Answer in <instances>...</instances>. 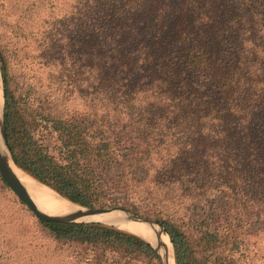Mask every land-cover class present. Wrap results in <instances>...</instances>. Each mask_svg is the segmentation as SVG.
Instances as JSON below:
<instances>
[{"label":"trees","instance_id":"1","mask_svg":"<svg viewBox=\"0 0 264 264\" xmlns=\"http://www.w3.org/2000/svg\"><path fill=\"white\" fill-rule=\"evenodd\" d=\"M57 49L85 93L18 96L16 70L30 81ZM0 71L13 161L63 198L128 208L164 192L183 212L156 219L177 264H243L256 225L264 237V0H0ZM36 220L55 240L156 259L112 225Z\"/></svg>","mask_w":264,"mask_h":264},{"label":"rangeland","instance_id":"2","mask_svg":"<svg viewBox=\"0 0 264 264\" xmlns=\"http://www.w3.org/2000/svg\"><path fill=\"white\" fill-rule=\"evenodd\" d=\"M60 54L62 52L57 49L51 54V59L43 61L41 58H35V62L29 70L30 81L26 77V73L18 68L12 84L16 90L15 93L18 96L27 97L35 104L38 103L39 97L45 95L43 90L47 89L54 93H57L56 90H66L73 94L85 93V73L79 79L75 78L76 74L72 73V59L69 58L62 64ZM41 84H44L43 87ZM0 88L4 90L1 71ZM41 131L45 136L48 135V131ZM47 139L50 145H55L49 135ZM160 193L164 192L154 191L151 187L137 190L135 194L130 195L132 196L129 199L131 206L126 209L155 221L161 213H168L171 210L174 215L182 217L181 206L170 208L156 199ZM36 219L37 217L19 200L0 175V264H160L157 255L156 259L144 256L120 259L113 254L104 253L102 250L88 245L55 240L47 234ZM259 227V224L256 225L253 236L249 238V243L237 254V256L246 255L242 258L241 263L243 264H264V237L257 231ZM228 253L229 250H226L224 255ZM209 264L215 263L210 261Z\"/></svg>","mask_w":264,"mask_h":264},{"label":"bare ground","instance_id":"3","mask_svg":"<svg viewBox=\"0 0 264 264\" xmlns=\"http://www.w3.org/2000/svg\"><path fill=\"white\" fill-rule=\"evenodd\" d=\"M3 104L4 96L0 88V125L2 123ZM0 151L3 159L6 161L9 171L24 186L28 195L40 211L58 216L81 214L80 218H78L79 221H96L108 225L113 224L116 227L139 235L154 245L158 250L163 264H176L174 248L170 238L158 225L137 219L123 211H113L111 213L90 216L86 214V208L61 197L59 194L47 188V186L45 187L29 174L18 168L10 158L8 150L1 142Z\"/></svg>","mask_w":264,"mask_h":264},{"label":"water","instance_id":"4","mask_svg":"<svg viewBox=\"0 0 264 264\" xmlns=\"http://www.w3.org/2000/svg\"><path fill=\"white\" fill-rule=\"evenodd\" d=\"M2 91H3V96H4V90H2ZM4 109H5V100H4V104H3V110H2V123L0 125V142H1V144H3L6 147V149L8 150V153L10 155V158L13 161L12 154L10 152L9 145H8L5 119H4ZM0 175H1L2 179L5 181V183L16 194V196L19 198V200L22 203H24L31 210V212L37 217V219H39L42 222L66 223V224H70V223H98L96 221H79L78 218H80L81 214L58 216V215L46 214V213L40 211L38 209V207L36 206V204L34 203V201L28 195V192L26 191L24 186L9 171L7 164H6V161L3 159L2 155H1V151H0ZM84 208L87 209L86 214H88L90 216L95 215V214L111 213L113 211H123V212L128 213L130 216H133L137 219L144 220L146 222L158 225L162 229V231L169 236L166 229L162 225H160L157 221H155L153 219H148V218L142 217V216L138 215L137 213H135L129 209L123 208V207H113V208H97V207L88 208V207H84ZM133 234H135V233H133ZM170 241H171V239H170ZM149 244L154 249V251H155V253H156V255L160 261V264H163L159 254H158L157 248L154 245H152L151 243H149Z\"/></svg>","mask_w":264,"mask_h":264}]
</instances>
